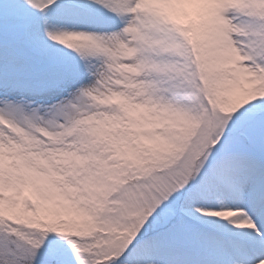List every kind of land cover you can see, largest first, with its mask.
Instances as JSON below:
<instances>
[{"label": "snow or ice", "instance_id": "obj_1", "mask_svg": "<svg viewBox=\"0 0 264 264\" xmlns=\"http://www.w3.org/2000/svg\"><path fill=\"white\" fill-rule=\"evenodd\" d=\"M0 264H264V0H0Z\"/></svg>", "mask_w": 264, "mask_h": 264}]
</instances>
